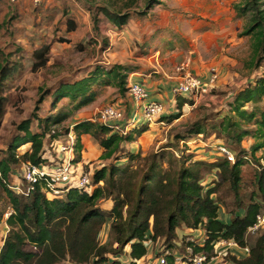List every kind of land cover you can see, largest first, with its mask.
<instances>
[{
	"label": "trees",
	"instance_id": "16d2710c",
	"mask_svg": "<svg viewBox=\"0 0 264 264\" xmlns=\"http://www.w3.org/2000/svg\"><path fill=\"white\" fill-rule=\"evenodd\" d=\"M5 1L13 5L21 0ZM140 2L117 0L118 6L109 2L98 8L94 22H98V14L102 13L117 29H122L130 20V12L124 11L138 8ZM159 3V0H145V10L137 9L136 14L145 16L146 10ZM234 9L237 16L245 18L239 36H248L250 42L242 67L253 73L264 65V0H242ZM65 24L67 32L76 29L71 18ZM59 40L69 42L67 37ZM50 49L49 44H39L31 52L32 71L47 67ZM21 52L18 47L16 51L0 49V123L7 102L6 87L21 72ZM18 53L19 59H14ZM138 70L134 65L96 64L79 77L61 78L49 90L40 89L39 103L46 97L51 98L54 106L64 98L68 102L48 117L41 118L34 111L16 126L6 147L0 150V200L7 206L0 205V224L7 226L0 245V264H144L149 244L155 243H160L155 264L165 251L169 252L165 264H177L175 256L183 253L187 245L195 252L211 255L213 244L219 239H233L240 247L249 248V254L244 257L227 254L224 259L228 264H264V225L249 231L257 216L264 215V77L238 87L231 94L229 112L220 118L197 120L174 132L172 141L178 149L173 153L142 157L134 151L131 144L150 125L131 118L125 126L121 125L125 118L121 105L122 118L115 121L119 130L103 124L97 115L73 122L72 163L76 169L80 170L82 162L84 135L96 141L102 151L99 158L106 161L93 173L88 172L91 191L71 187L61 195L49 197L41 190L43 180L28 192L13 189L16 181L26 186L20 175L24 162L38 166L50 164V159L45 157L47 145L55 150L57 140L67 139L65 134L70 128L60 137L56 131L51 132V126L92 102L97 94L96 86H116L124 96L128 75ZM219 78L218 75L217 81ZM173 95L170 108L176 112L162 114L157 122H169L184 115L182 108L189 99ZM165 108L168 109L167 105ZM33 119L37 121L36 129L31 128ZM212 135L216 136L214 143L204 141ZM181 142L184 147L179 149ZM201 142L216 153L211 157L196 155L190 145ZM171 144L164 147L172 151ZM218 145L233 153V162L219 152ZM247 164L254 167L249 179L243 170ZM15 168L17 175L13 174ZM208 173L215 174V178L206 185ZM106 201L110 205L105 207L102 203ZM223 208L231 214L229 222L219 216ZM106 224L107 237L101 242L100 234ZM190 231L203 237V243H197L198 238L188 241ZM122 256L127 261H122Z\"/></svg>",
	"mask_w": 264,
	"mask_h": 264
},
{
	"label": "rangeland",
	"instance_id": "374dc122",
	"mask_svg": "<svg viewBox=\"0 0 264 264\" xmlns=\"http://www.w3.org/2000/svg\"><path fill=\"white\" fill-rule=\"evenodd\" d=\"M3 1L0 0V49L9 48L16 51L18 47L23 52L20 53V59L17 58L20 57L19 53L13 56L14 59L21 61V72L16 73L4 92L7 102L0 123V150L6 147L16 131V126L30 117L34 111L39 117L44 118L56 113L59 108L66 107L68 102L66 98L59 101L56 106L49 97L39 103L41 88L49 90L61 78L79 77L96 64L105 67L114 63L134 65L140 68V72L148 71L152 76H158L160 74L155 72L161 68L172 67L170 65L173 61L187 63L197 61L199 57H202L203 61L210 60L218 49L207 45L208 39L203 38L204 33L210 38L211 36L216 38L217 42H223V55H226L224 63L227 61L229 65L233 62L231 68L235 74L230 71L228 76L227 73L225 83L215 85L210 94L205 95L193 109L183 110L184 115L144 132L132 148L142 157H148L153 153H173L177 148L172 141L174 132L181 131L183 127L197 120L220 118L229 112L231 94L238 87L245 85L247 81L264 77V65L253 73L242 67V61L247 59L250 50L249 37L239 36L245 27V18L237 16L234 9L236 3H241L242 0H159V4L146 10L145 16H140L136 14V10H145V0H141L138 8L124 11L130 12V20L122 29H117L102 13L98 14V22H94V15H97L99 7L108 5L109 2H114V6H118L120 4H116L117 0H49L37 5L33 4L32 0H21L13 5ZM69 18L73 19L76 25L72 32L66 30L65 21ZM230 30L235 33L231 40L217 39L219 35ZM59 37H67L69 42H60ZM104 42L107 44L104 45ZM39 44L50 45L49 61L46 68L34 72L31 70L30 55ZM177 66L174 68L176 72ZM183 73L182 71L177 74ZM94 89L97 94L92 102L74 110L72 117L68 116L61 123L51 126L50 130L63 136L73 122L94 117L102 107L106 105L121 107L120 104H116L119 99L116 86H96ZM246 107L250 108V104ZM163 114L169 115L170 109L165 108ZM31 128H37L35 119L32 120ZM64 140L62 138V141ZM215 140L216 136L212 135L204 141L214 143ZM171 142L172 151L164 147ZM252 142L253 140H250V143ZM181 145L179 143V149L184 147ZM190 147L196 155L202 157H211L216 153L204 147L202 142ZM45 157L55 158L53 146L47 145ZM243 170L246 179L252 177L253 165L247 164ZM17 172L18 168H15L13 174L17 175L19 173ZM214 178L215 174L208 173L205 176V184L208 185ZM0 205L5 206L2 199ZM102 205L109 206L110 202L106 201ZM223 211L219 216L223 218L226 215L228 217L226 221L229 222L231 214L225 213L224 208ZM5 229L0 228V245ZM107 233L106 224L100 234L101 242H104ZM180 236H183V233ZM159 247L160 243L153 246L149 244L148 254L143 259L144 264H155V253ZM120 259L127 261L125 256Z\"/></svg>",
	"mask_w": 264,
	"mask_h": 264
},
{
	"label": "built area",
	"instance_id": "2783aa9c",
	"mask_svg": "<svg viewBox=\"0 0 264 264\" xmlns=\"http://www.w3.org/2000/svg\"><path fill=\"white\" fill-rule=\"evenodd\" d=\"M14 2L15 0H8ZM43 1L49 0H32L33 4L37 5ZM186 63L177 67V72H184L172 87V92L189 99V102L184 103V108L193 109L205 95H207L218 79V71L211 69L208 78L201 79L199 76L188 72ZM127 93L129 97L136 103L142 106V113L140 119L146 123H154L160 115L165 111V104L159 100L150 99L146 87L139 82H131L128 85ZM123 110L116 105H106L98 110L97 116L103 124H107L115 129H120L115 121L122 118ZM136 120L133 116L132 120ZM131 120V122H132ZM52 133L55 131L52 130ZM67 139L64 141L57 140L55 147V158L50 159V164L35 165L30 162L22 164L21 177L25 182V187L20 185L18 181L15 182L13 189L17 192H28L36 183L42 180L44 184L41 190L49 197L61 195L63 191L71 187H77L90 192L92 187L90 183V174L86 171H78L72 163L74 135L71 128L67 134ZM61 137V135H60ZM183 142H181L182 144ZM217 149L220 153L225 155L228 160L234 161V155L225 146L218 145ZM264 225V215L257 216V222L249 228L253 232ZM198 238V240L196 239ZM188 241L203 243V237L190 231L187 233ZM240 251V252H239ZM166 254L160 256L157 261L158 264L166 263ZM236 255L242 257L249 254L248 247H240L233 239H219L213 244V251L211 255L204 252H195L191 245L185 247V251L175 256L177 264H228L224 259L225 256Z\"/></svg>",
	"mask_w": 264,
	"mask_h": 264
},
{
	"label": "crops",
	"instance_id": "0c3cea01",
	"mask_svg": "<svg viewBox=\"0 0 264 264\" xmlns=\"http://www.w3.org/2000/svg\"><path fill=\"white\" fill-rule=\"evenodd\" d=\"M206 34L207 33H204L203 38L206 40L208 39L207 45L209 44L210 46H214L218 49L215 51L216 55L212 59L206 60V61H203L202 57H199L197 61L195 60L187 61L186 64L188 65H187L186 70L194 75L199 76L201 79H205V78H208L210 70L215 69L216 71H218V74L220 75L219 82L217 81V85H216V86H219V84L220 85L222 84L220 82L225 83L224 78L226 77L227 73H229L228 76H230V71L235 74V72L231 68V66L233 65V62H230L229 65L227 64V61L226 63H224L223 59L226 57V55H223V50H222L223 42H217L216 38H214L213 36H211L210 38ZM224 34L219 35L217 39L222 38L223 40L228 41V40H231L235 35V33L231 30L226 31V33ZM212 35H214V33H212ZM228 59L231 60L229 57ZM179 63L180 65L183 64L180 61L178 62L173 61V63L170 65L173 68L170 67L167 69L166 68L158 69L155 72L156 74H160L158 76H152V74L148 73V71L146 73L140 72L139 71L140 68H139L137 72H133L128 75L127 87L131 82H139L146 87L149 93L150 99L159 100L163 102L164 104H166L168 108H170L173 106L172 102L174 101L173 100L174 95L172 93V86L177 82L176 80H178L179 76H181V74H177L178 72H176V70L174 69L175 66H177V64ZM173 71L175 72L172 73ZM116 104H120L125 109V118L120 121L121 125L125 126L126 121L129 120L130 118L132 119L133 116H135L136 120L138 119L140 120L141 113H142V106L139 103L134 102L129 97L127 92L124 96H122L119 93V99ZM182 110H186V109L183 107ZM170 112L175 113L176 110L173 108L172 109L170 108ZM149 125H150L149 126L150 128L146 132L150 131V129L154 128V126L164 125V123L156 121L154 123H150ZM132 126L133 125H131L130 128ZM121 130L123 132L127 131L124 128H121ZM82 143H83V152H82V162L79 165L80 171L83 170L86 172L93 173V171L96 168L102 166L106 161L100 160L99 157L102 151L99 145L96 143V141H94V139H92L88 135H84L82 137ZM134 143L131 144V148L134 147ZM227 219L228 217L226 215L222 218V220H224L225 222H227L226 221ZM0 228H6L5 232L7 231V226L5 223L0 224Z\"/></svg>",
	"mask_w": 264,
	"mask_h": 264
}]
</instances>
